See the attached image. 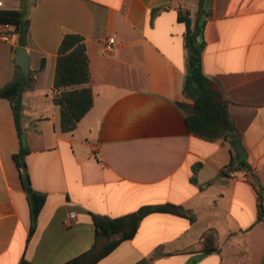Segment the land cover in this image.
Returning <instances> with one entry per match:
<instances>
[{
  "label": "crops",
  "instance_id": "1",
  "mask_svg": "<svg viewBox=\"0 0 264 264\" xmlns=\"http://www.w3.org/2000/svg\"><path fill=\"white\" fill-rule=\"evenodd\" d=\"M199 8L200 0H9L2 8L31 20L26 49L36 84L23 101L26 162L47 201L29 238L30 208L14 159L22 137L11 103L0 98V264H65L93 247V215L117 218L161 204L192 210L197 219L150 214L98 264H136L159 249L166 256L152 264L264 263L258 194L244 172L222 174L232 146L198 138L186 124L195 100L184 93L188 27L180 18L195 21ZM209 9L204 73L228 101L264 187V0H211ZM5 28L13 29L0 25V32ZM68 34L86 41L94 94L73 133L61 131L53 101ZM17 44V34L0 38V89L14 77ZM210 230L219 251L205 254Z\"/></svg>",
  "mask_w": 264,
  "mask_h": 264
},
{
  "label": "trees",
  "instance_id": "2",
  "mask_svg": "<svg viewBox=\"0 0 264 264\" xmlns=\"http://www.w3.org/2000/svg\"><path fill=\"white\" fill-rule=\"evenodd\" d=\"M205 0H200V8L195 21L186 17L180 20L188 27L186 46L189 51L187 76L184 93L195 100L192 112L186 118L190 133L205 141L226 142L237 138L238 132L229 112V103L221 93L217 83L206 76L203 68V54L206 41L198 42L197 38L205 34L208 24L206 19L210 9H205ZM31 20L23 10L0 9V25L12 26L18 36V47L26 48ZM45 67L42 63L41 69ZM35 74L30 72L26 76L20 65L15 64V74L10 83L0 89V98L7 99L12 106L16 128L19 137L26 132L24 123V94L35 88ZM55 91L59 94L53 97L54 104L60 108L61 131L73 133L79 123L92 110L94 94L91 87L90 58L84 37L78 34L66 35L58 50L57 67L54 81ZM29 148L21 146L14 159L22 176L23 188L27 195L30 208V235L37 229L40 213L42 212L47 195L34 190L28 171L26 156ZM244 172L248 181L258 194V222H264V187L253 166L249 163L248 155L240 160L232 158L230 164L222 174ZM153 213H167L196 221L192 210L173 204L146 206L132 214L112 218L109 216L93 215V222L97 229V236L93 247L86 253L66 262L65 264H98L101 260L114 252L122 243L129 241L136 235L143 219ZM205 239V245L200 251L205 254L218 252V235L210 230ZM166 256L162 249L154 255L136 264H152L157 258ZM20 264H34L23 258ZM264 264V263H263Z\"/></svg>",
  "mask_w": 264,
  "mask_h": 264
},
{
  "label": "water",
  "instance_id": "3",
  "mask_svg": "<svg viewBox=\"0 0 264 264\" xmlns=\"http://www.w3.org/2000/svg\"><path fill=\"white\" fill-rule=\"evenodd\" d=\"M211 4V0H205V9H209ZM198 42L204 41V35L201 34L197 38ZM29 62H30V57L28 54V51L24 47H17L16 49V64L20 65L21 68L23 69L24 73L26 76H29ZM230 145L232 146L233 149V156L237 159L240 160L243 157L247 156V151L244 147L243 144V139L241 137L234 138L229 141ZM22 144L24 147H27V134L24 133L22 135Z\"/></svg>",
  "mask_w": 264,
  "mask_h": 264
},
{
  "label": "built area",
  "instance_id": "4",
  "mask_svg": "<svg viewBox=\"0 0 264 264\" xmlns=\"http://www.w3.org/2000/svg\"><path fill=\"white\" fill-rule=\"evenodd\" d=\"M9 0H0V9L4 8L5 5L7 4ZM16 36V33L14 32L13 29H4L3 31L0 32V38H2L4 41H12L14 40V37ZM106 49L108 51H113L114 50V41L112 38L108 39L106 41ZM59 94V91H55V95ZM76 219V213L72 212L70 214V219H69V224H72Z\"/></svg>",
  "mask_w": 264,
  "mask_h": 264
},
{
  "label": "rangeland",
  "instance_id": "5",
  "mask_svg": "<svg viewBox=\"0 0 264 264\" xmlns=\"http://www.w3.org/2000/svg\"><path fill=\"white\" fill-rule=\"evenodd\" d=\"M17 1H21V0H17ZM18 3V2H17Z\"/></svg>",
  "mask_w": 264,
  "mask_h": 264
}]
</instances>
